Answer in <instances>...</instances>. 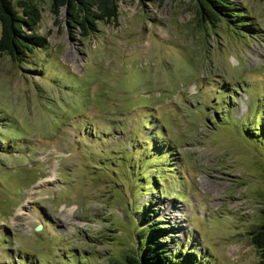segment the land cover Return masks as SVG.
I'll return each mask as SVG.
<instances>
[{
  "label": "rangeland",
  "instance_id": "rangeland-1",
  "mask_svg": "<svg viewBox=\"0 0 264 264\" xmlns=\"http://www.w3.org/2000/svg\"><path fill=\"white\" fill-rule=\"evenodd\" d=\"M31 1L47 43L0 51V264H109L136 220L182 263L257 264L264 0H231L248 31L117 0L84 37Z\"/></svg>",
  "mask_w": 264,
  "mask_h": 264
},
{
  "label": "trees",
  "instance_id": "trees-1",
  "mask_svg": "<svg viewBox=\"0 0 264 264\" xmlns=\"http://www.w3.org/2000/svg\"><path fill=\"white\" fill-rule=\"evenodd\" d=\"M117 5V0H50V9L55 18L59 9L64 7L66 23L69 27H77V32L83 37L96 30L97 20L115 21ZM195 11L200 21H207L211 26L223 21L233 29L242 27L243 31L249 30L246 27L249 26L248 19L243 17L241 10L231 0H196ZM39 19L40 9L31 0H15L14 3L11 0H0V51H5L11 59L17 61L23 60L33 48L45 46V36L35 30ZM261 128L264 129V124ZM155 133L158 134L156 131ZM260 133L259 130L252 135L261 136L258 135ZM261 141L264 146V139ZM147 149L146 146L143 147L145 156ZM261 211V221L257 228L251 230L250 235L251 243L258 251L257 264H264V204ZM135 225L137 228L131 235L130 252L121 253L119 258L108 256L109 264H188L187 261L182 263L178 257L176 260L172 258L171 251H166L163 242L158 243V237H152L158 233L154 234L157 223L141 226L140 221L136 220Z\"/></svg>",
  "mask_w": 264,
  "mask_h": 264
},
{
  "label": "water",
  "instance_id": "water-1",
  "mask_svg": "<svg viewBox=\"0 0 264 264\" xmlns=\"http://www.w3.org/2000/svg\"><path fill=\"white\" fill-rule=\"evenodd\" d=\"M40 227V224H37L34 226V229H38Z\"/></svg>",
  "mask_w": 264,
  "mask_h": 264
}]
</instances>
